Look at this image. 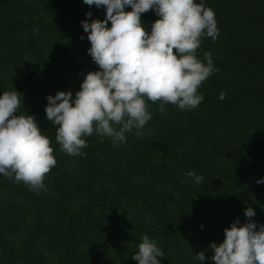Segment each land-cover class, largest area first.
<instances>
[{
  "label": "trees",
  "instance_id": "1",
  "mask_svg": "<svg viewBox=\"0 0 264 264\" xmlns=\"http://www.w3.org/2000/svg\"><path fill=\"white\" fill-rule=\"evenodd\" d=\"M195 2L215 12L219 29L215 42L201 37L196 53L203 63L210 53L218 69L198 88L201 104H166L162 114L160 101L146 100L144 135L133 129L113 147L94 132L82 137L86 155L70 156L46 118V96L71 91L74 99L84 76L99 70L81 21L89 11L103 21L106 9L0 0V96L22 94L18 114L24 107L35 116L57 161L46 192L0 174V264H138L132 256L144 235L163 250L160 264H201L200 252L212 264L209 245L237 219L245 223L247 207L264 225V184L256 183L264 179V0ZM157 19L141 14L149 33Z\"/></svg>",
  "mask_w": 264,
  "mask_h": 264
},
{
  "label": "clouds",
  "instance_id": "2",
  "mask_svg": "<svg viewBox=\"0 0 264 264\" xmlns=\"http://www.w3.org/2000/svg\"><path fill=\"white\" fill-rule=\"evenodd\" d=\"M88 6L106 9L105 19H92L86 13L81 26L91 47L88 54L98 66L84 76L81 90L59 91L46 96V118L56 128V141L61 151L70 156L86 155L82 137L94 132L112 139L113 147L125 144L126 133L136 130L144 135L152 119L147 101L177 105L181 110L197 108L204 97L198 94L202 82L218 71L211 54L205 52L201 62L197 49L201 37L213 42L219 35L215 12L195 0H83ZM131 8V11H126ZM154 11L159 19L145 30L141 14ZM91 21V22H89ZM110 22V27H109ZM38 31V28L33 30ZM81 40L85 37L81 36ZM22 94L5 91L0 96V174L23 182L32 191L47 189L45 175L55 167L51 140L42 135L34 115L18 114ZM220 100L226 98L221 92ZM186 177L199 184L203 177L189 171ZM264 184V179L257 180ZM256 213L247 207L245 223L239 219L224 229L222 243L209 245L212 264H264V225L254 220ZM203 227V226H201ZM164 252L155 239L141 238L132 259L138 264H160ZM201 262L204 252L196 255Z\"/></svg>",
  "mask_w": 264,
  "mask_h": 264
}]
</instances>
